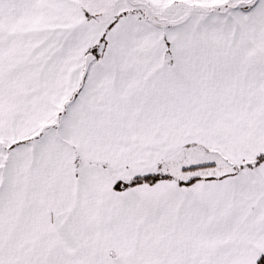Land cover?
<instances>
[{
    "label": "snow or ice",
    "instance_id": "1",
    "mask_svg": "<svg viewBox=\"0 0 264 264\" xmlns=\"http://www.w3.org/2000/svg\"><path fill=\"white\" fill-rule=\"evenodd\" d=\"M0 264H264V0H0Z\"/></svg>",
    "mask_w": 264,
    "mask_h": 264
}]
</instances>
